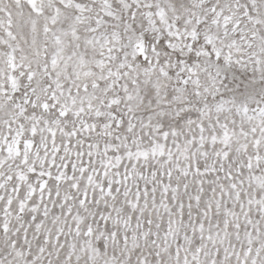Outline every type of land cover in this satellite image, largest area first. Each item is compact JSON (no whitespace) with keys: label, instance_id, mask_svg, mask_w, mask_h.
Instances as JSON below:
<instances>
[{"label":"snow or ice","instance_id":"snow-or-ice-1","mask_svg":"<svg viewBox=\"0 0 264 264\" xmlns=\"http://www.w3.org/2000/svg\"><path fill=\"white\" fill-rule=\"evenodd\" d=\"M0 264H264V0H0Z\"/></svg>","mask_w":264,"mask_h":264}]
</instances>
